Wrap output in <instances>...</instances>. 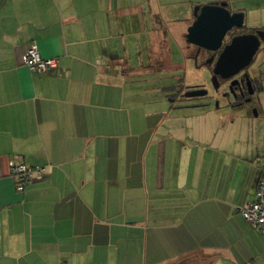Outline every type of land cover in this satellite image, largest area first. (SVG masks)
Wrapping results in <instances>:
<instances>
[{"label":"crops","instance_id":"obj_1","mask_svg":"<svg viewBox=\"0 0 264 264\" xmlns=\"http://www.w3.org/2000/svg\"><path fill=\"white\" fill-rule=\"evenodd\" d=\"M220 1L264 32V0H0V264H264L237 211L264 120L180 95L194 8ZM15 156L43 168L22 191Z\"/></svg>","mask_w":264,"mask_h":264},{"label":"water","instance_id":"obj_2","mask_svg":"<svg viewBox=\"0 0 264 264\" xmlns=\"http://www.w3.org/2000/svg\"><path fill=\"white\" fill-rule=\"evenodd\" d=\"M226 5L225 1H221L196 6L194 8L195 20L187 28L186 41L198 48L218 50L226 32L233 26L243 25L244 13L231 11ZM263 37L262 30H258L256 34L234 35L215 58L212 74L229 77L238 73L251 62ZM206 92L205 89H192L187 92V96H200Z\"/></svg>","mask_w":264,"mask_h":264},{"label":"flooded vegetation","instance_id":"obj_3","mask_svg":"<svg viewBox=\"0 0 264 264\" xmlns=\"http://www.w3.org/2000/svg\"><path fill=\"white\" fill-rule=\"evenodd\" d=\"M226 7L228 8L227 5ZM258 30L259 28H247L244 26L243 23L242 26H233L226 32L224 38L222 39V44L220 48L216 51H210L195 46L193 57L200 58L201 61L199 64L207 66L206 68L210 72L209 79L211 80L212 87L214 89L210 92L209 87L206 85V83V86L203 84H199L186 90H181L180 95L188 97L187 92L192 89H205L207 91L205 94L190 98L197 99L203 96L209 97L211 98V103H213V106L215 107H219L218 102L222 100L223 104L220 105L221 108H245L251 114H255L264 120V70L253 69L252 71H249L248 66L252 62L253 58L246 67H244L238 73L232 76L221 77L219 75L212 74V67L215 58L217 57L218 53L223 48V46L228 43L234 35L242 33L256 34ZM261 43H264V37L260 40L259 48L261 46ZM262 50H264V47ZM209 59H211L210 62ZM199 64L197 66H199ZM222 86L223 90L220 91V88Z\"/></svg>","mask_w":264,"mask_h":264},{"label":"built area","instance_id":"obj_4","mask_svg":"<svg viewBox=\"0 0 264 264\" xmlns=\"http://www.w3.org/2000/svg\"><path fill=\"white\" fill-rule=\"evenodd\" d=\"M22 63L29 70L39 73L56 66V60L43 58L35 45L27 48L22 56ZM15 158L17 160L15 159V161L9 163V170L15 180L18 191L24 190L28 184L43 177L42 167L27 165L19 160L18 157L15 156ZM254 196L255 198L252 201L245 202L237 207V211L245 221L258 228L264 236V167L258 177Z\"/></svg>","mask_w":264,"mask_h":264},{"label":"rangeland","instance_id":"obj_5","mask_svg":"<svg viewBox=\"0 0 264 264\" xmlns=\"http://www.w3.org/2000/svg\"><path fill=\"white\" fill-rule=\"evenodd\" d=\"M251 4V3H249ZM175 21H170L168 24L172 25ZM251 24V21L246 18L245 22H244V26L248 28V25ZM170 27V26H169ZM263 44L261 43L260 48L257 50V52L255 53L252 62L250 63V65L248 66L249 71H252L253 69H257V70H264V50L263 49ZM189 67L188 69L185 68V70H187V75L185 76V80L184 83L181 85L182 87L191 86L193 85H199V84H203L209 87V91H213V87H212V83L211 80L209 79L210 77V72L207 70H205L204 72V68L200 67L201 64L199 66H195L189 63ZM205 85V86H206ZM223 90V86L220 88V91ZM206 99L210 100L211 102V98L207 97ZM196 101H199V99H196Z\"/></svg>","mask_w":264,"mask_h":264}]
</instances>
